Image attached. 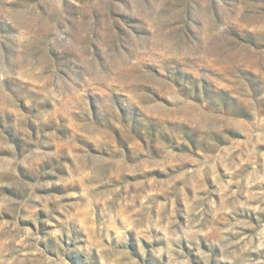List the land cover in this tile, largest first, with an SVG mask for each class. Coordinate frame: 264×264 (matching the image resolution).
<instances>
[{
	"label": "rangeland",
	"instance_id": "obj_1",
	"mask_svg": "<svg viewBox=\"0 0 264 264\" xmlns=\"http://www.w3.org/2000/svg\"><path fill=\"white\" fill-rule=\"evenodd\" d=\"M0 264H264V0H0Z\"/></svg>",
	"mask_w": 264,
	"mask_h": 264
}]
</instances>
